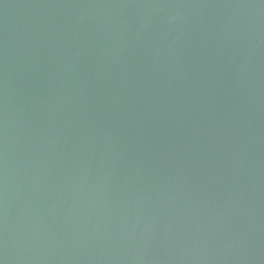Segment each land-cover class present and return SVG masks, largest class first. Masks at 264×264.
<instances>
[{
	"label": "water",
	"instance_id": "1",
	"mask_svg": "<svg viewBox=\"0 0 264 264\" xmlns=\"http://www.w3.org/2000/svg\"><path fill=\"white\" fill-rule=\"evenodd\" d=\"M0 264H264V0H0Z\"/></svg>",
	"mask_w": 264,
	"mask_h": 264
}]
</instances>
